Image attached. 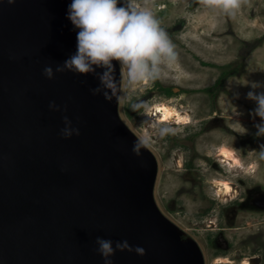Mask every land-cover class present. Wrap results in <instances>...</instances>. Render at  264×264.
<instances>
[{
    "label": "water",
    "instance_id": "water-1",
    "mask_svg": "<svg viewBox=\"0 0 264 264\" xmlns=\"http://www.w3.org/2000/svg\"><path fill=\"white\" fill-rule=\"evenodd\" d=\"M69 3L0 0V264H103L97 237L133 248L114 264H203L157 207V160L142 143L133 151L103 69L43 75L76 50ZM65 116L78 136L60 135Z\"/></svg>",
    "mask_w": 264,
    "mask_h": 264
},
{
    "label": "rangeland",
    "instance_id": "rangeland-1",
    "mask_svg": "<svg viewBox=\"0 0 264 264\" xmlns=\"http://www.w3.org/2000/svg\"><path fill=\"white\" fill-rule=\"evenodd\" d=\"M197 2L135 0L155 13L162 28H169L177 59L162 66L160 78L131 87L126 86L117 64L119 117L135 141L157 160L153 197L176 228L177 239L197 245L203 264H264V208L249 204L245 192L253 186L254 194L264 193V159L260 158L264 137L256 136L255 126L261 121L252 115L255 102L247 99L249 91L264 92V88H251L253 82L264 83V0H239L234 15L219 4ZM191 3L198 5L190 8ZM163 4L166 8L160 12L157 6ZM181 19L184 27L172 29ZM227 70L233 71L210 92ZM158 85L174 87V93L159 94ZM156 103L171 104L187 115L198 114L189 126L159 122L158 116L150 114ZM161 128L171 131L161 136ZM200 144L211 156L196 151ZM224 145L233 150L242 167L231 169L221 161L217 154ZM222 180L230 183L228 195L217 194L216 183ZM223 240L231 244L230 249L223 248ZM251 257L259 258L251 261Z\"/></svg>",
    "mask_w": 264,
    "mask_h": 264
},
{
    "label": "clouds",
    "instance_id": "clouds-1",
    "mask_svg": "<svg viewBox=\"0 0 264 264\" xmlns=\"http://www.w3.org/2000/svg\"><path fill=\"white\" fill-rule=\"evenodd\" d=\"M16 0H7L12 5ZM210 4H219L230 15L240 7L239 0H207ZM66 18L76 31V50L66 58L63 65L45 66V78L54 79L55 73L65 70L79 74L95 73L97 68L103 71L98 74L100 86L106 101L121 96V81L114 75L118 64L126 77V86L146 83L160 78L162 66H170L177 59L175 45L167 31L160 26V21L147 7H140L135 0H71L67 6ZM115 62V63H114ZM252 89L264 88V83H251ZM100 87L93 89L95 95ZM247 99L256 104L252 115L259 117L261 123L256 124V136L264 137V92L249 91ZM58 106L49 103L50 109ZM65 127L60 130L63 138H71L73 131L78 136V129H71V121L63 117ZM171 131L161 128L163 136ZM140 141L134 143L133 151L140 148ZM264 148V145L261 146ZM139 154V152H137ZM264 159V150L260 152ZM97 254L103 264H114L116 251H133L127 241L115 242L101 237L95 240ZM135 252L143 256L144 250L135 248Z\"/></svg>",
    "mask_w": 264,
    "mask_h": 264
},
{
    "label": "bare ground",
    "instance_id": "bare-ground-1",
    "mask_svg": "<svg viewBox=\"0 0 264 264\" xmlns=\"http://www.w3.org/2000/svg\"><path fill=\"white\" fill-rule=\"evenodd\" d=\"M115 63V62H114ZM119 69V68H118ZM121 74V72H120ZM151 116L157 117L159 122H173L177 124H186L190 122V116L184 112L178 111L171 104L166 103H156L155 106L151 107ZM173 120V121H172ZM192 121V120H191ZM218 156L221 157V161L233 169L235 166L242 167L239 163L238 158L234 154L233 150L227 146H220ZM217 186H219V195H228L231 192L230 183L227 180L217 181Z\"/></svg>",
    "mask_w": 264,
    "mask_h": 264
},
{
    "label": "flooded vegetation",
    "instance_id": "flooded-vegetation-1",
    "mask_svg": "<svg viewBox=\"0 0 264 264\" xmlns=\"http://www.w3.org/2000/svg\"><path fill=\"white\" fill-rule=\"evenodd\" d=\"M198 0H196V3H198L197 2ZM195 3V4H196ZM165 4V3H164ZM159 5V6H157L158 7V10H161L160 12H163L165 9L164 8H166V5ZM195 4L193 5L192 3L190 4V5H188L190 8L192 7V5L193 6H195ZM170 5H171V3H170ZM196 5H198V4H196ZM152 8V7H151ZM194 9H196V8H194ZM159 12V11H158ZM155 14V13H154ZM184 21L181 19L180 21H178L176 24H173L172 26H171V28L172 29H176V30H179V29H182V27H184ZM167 29H169L168 27L166 28V30ZM157 89L159 90V94H163V95H166L167 93H169V92H172V93H174L173 91L174 90H172V89H175L174 87L173 88H171V87H166V86H164V85H158V87H157ZM177 91H180L181 93H188L186 90H184V89H181V88H177ZM185 112H187V110L185 111ZM194 113V114H193ZM189 114V116L191 117L190 118V121L192 120V117H194V116H197V112L196 111H193L192 113H188ZM188 126H189V124H190V122H188V123H186ZM185 127H187V126H185ZM188 138H190V137H188ZM212 138V137H211ZM214 138V137H213ZM200 145H201V147H200ZM199 146H198V150H196L199 154H203V152H204V154L206 155V156H211V153H208V149L206 150L205 149V147H203V145L202 144H200ZM201 148V149H200ZM204 148V151L202 150ZM207 151V152H206ZM218 155V154H217ZM203 159H204V157H203ZM222 160V159H221ZM256 186H259L258 184L256 185ZM260 187V186H259ZM260 191H261V188H260ZM245 192H246V201H248V203H249V201L251 202V203H249V204H252V206L253 205H255V206H259V207H263L264 208V193H263V191H261L262 193L260 194V195H257V194H254V187L253 186H248L247 188H245ZM231 198V197H230ZM230 202H231V200H230ZM240 204H243V201H240ZM245 204H247V202L245 203ZM229 205H231V203L229 204ZM241 207H243V205H241ZM212 224H214V223H212ZM217 229H219V231H220V227H218ZM224 241V243H225V246L223 247V248H225L226 250L227 249H230V246H231V244H228V242L226 241V240H223ZM229 241V240H228ZM217 245L219 246V244L217 243ZM238 255V254H237ZM259 257H251L250 258V260L251 261H256L257 259H258Z\"/></svg>",
    "mask_w": 264,
    "mask_h": 264
},
{
    "label": "trees",
    "instance_id": "trees-1",
    "mask_svg": "<svg viewBox=\"0 0 264 264\" xmlns=\"http://www.w3.org/2000/svg\"><path fill=\"white\" fill-rule=\"evenodd\" d=\"M232 71H233V70H227V71L222 72L221 75H220V77H219V79H218L217 82H216V85H214L213 88L209 89L210 92H211V90H213V89L215 90V88H217V87L219 86V84L223 82V80L225 79V77H226L227 75L231 74Z\"/></svg>",
    "mask_w": 264,
    "mask_h": 264
}]
</instances>
